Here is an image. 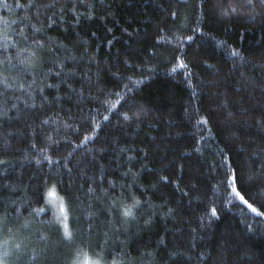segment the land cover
<instances>
[{"label": "trees", "instance_id": "16d2710c", "mask_svg": "<svg viewBox=\"0 0 264 264\" xmlns=\"http://www.w3.org/2000/svg\"><path fill=\"white\" fill-rule=\"evenodd\" d=\"M261 213L264 0H0L3 264H264Z\"/></svg>", "mask_w": 264, "mask_h": 264}, {"label": "snow or ice", "instance_id": "6c2138e0", "mask_svg": "<svg viewBox=\"0 0 264 264\" xmlns=\"http://www.w3.org/2000/svg\"><path fill=\"white\" fill-rule=\"evenodd\" d=\"M233 190L235 191V188ZM52 195H54L53 190H49V196H52ZM237 195L240 196L239 192H237ZM240 199L242 201H244V203L249 208H251V210L253 212L257 211V209L255 207H253L252 204H250L247 200H245L243 196H240ZM140 204H141V201L138 199H135V197H133V199L126 206H124L122 208V214L126 217L132 216L133 210L137 209ZM213 215H215V210H213ZM261 215H264V213H261ZM65 237L70 239L71 234L69 232L65 231ZM0 264H3V261H0ZM74 264H101V260L99 258L92 259L89 256V254L87 253V251L81 250V251L76 253V260L74 261ZM114 264H118V262H114Z\"/></svg>", "mask_w": 264, "mask_h": 264}]
</instances>
